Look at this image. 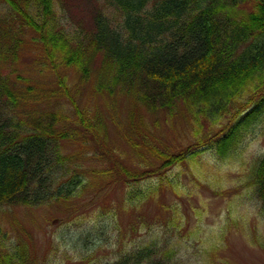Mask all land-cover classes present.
Listing matches in <instances>:
<instances>
[{"label": "trees", "instance_id": "trees-1", "mask_svg": "<svg viewBox=\"0 0 264 264\" xmlns=\"http://www.w3.org/2000/svg\"><path fill=\"white\" fill-rule=\"evenodd\" d=\"M90 3L92 22L84 26L66 14L62 0H0L1 214L36 208L53 194L101 204L100 181L128 186V206L164 191L179 197L173 169L205 149L218 163L234 158L251 130L264 128V0ZM118 105L128 108L123 119L115 117ZM144 113L154 123L178 118L188 145L160 148L134 137ZM115 139L144 160L142 169L116 151ZM83 161L105 168L89 172ZM247 180V196L257 199L264 218V155ZM167 210L161 238L152 232L98 264H187L173 238L185 228L183 216ZM92 224L116 228L113 215ZM13 228L25 240L0 225V264L46 263L28 248L35 240ZM254 240L264 247L261 234Z\"/></svg>", "mask_w": 264, "mask_h": 264}, {"label": "rangeland", "instance_id": "rangeland-1", "mask_svg": "<svg viewBox=\"0 0 264 264\" xmlns=\"http://www.w3.org/2000/svg\"><path fill=\"white\" fill-rule=\"evenodd\" d=\"M62 1L74 20L84 26L92 22L90 0ZM97 105L102 114L107 116V106L99 101ZM127 110L128 108L118 105L115 117L119 113L122 119L125 118ZM144 114L140 119L136 118L135 126L151 144L161 147L169 144L173 149L188 144L183 124H180L178 118H159L154 123L149 120L148 114ZM251 131L244 139L239 156L232 159L233 162L219 164L212 153L204 152L192 161L195 163L193 174L188 173L186 166L173 169L172 173L181 184L180 187H184L179 192L182 196L177 197L164 191V196L158 194L156 199H149L142 206L131 208L125 205L123 198L128 186L125 187L122 182L106 185L107 181H100L101 185L106 186L102 192L105 198L101 204L95 201L79 210L71 206L63 211L43 206L30 211H16L11 217L0 213V225L5 232L9 231L11 235L23 240L24 237L13 226L24 234H29L36 242L37 252L31 241L28 248L37 260H45L44 264H89L95 259L103 262L112 258L114 252L129 242L139 240L147 230L161 228L164 221L167 226L169 218L164 208L173 206L184 219L185 229L174 236V239H178L184 247L180 253L187 264H206L208 251L212 246H217V249L211 254V264H264V247L254 240L259 234L264 237V218L259 213L260 204L257 199L247 196L248 187L244 181L247 179L246 168L250 162L253 163L256 157L264 154V130L254 128ZM113 143L117 152L124 154L130 163L137 164L128 146L120 144L116 139ZM86 163L83 161L82 165L85 169L88 167L89 172L95 173L105 168L102 162ZM187 166L192 170L191 164ZM139 168L142 169V165ZM198 181L203 182V188L197 185ZM215 181L217 184L213 183ZM94 183L96 184L95 181ZM89 192L91 190L82 193ZM89 198L90 196H84V200ZM4 211L6 209H0V212ZM112 215L118 231L112 234L109 244L106 240L111 233L100 231V227L93 225L92 221H95V217L103 221ZM84 228H97V231L88 240L83 236L79 239L81 235L78 233ZM193 229L204 232L201 234L206 240H193L190 234ZM96 240L100 245L91 253L89 248L93 247Z\"/></svg>", "mask_w": 264, "mask_h": 264}, {"label": "bare ground", "instance_id": "bare-ground-1", "mask_svg": "<svg viewBox=\"0 0 264 264\" xmlns=\"http://www.w3.org/2000/svg\"><path fill=\"white\" fill-rule=\"evenodd\" d=\"M264 130V128L261 129V131Z\"/></svg>", "mask_w": 264, "mask_h": 264}]
</instances>
